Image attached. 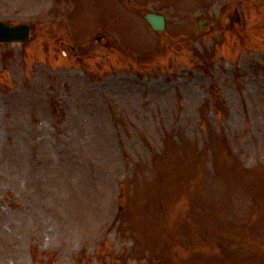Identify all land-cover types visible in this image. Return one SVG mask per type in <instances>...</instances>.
<instances>
[{
  "label": "rangeland",
  "instance_id": "374dc122",
  "mask_svg": "<svg viewBox=\"0 0 264 264\" xmlns=\"http://www.w3.org/2000/svg\"><path fill=\"white\" fill-rule=\"evenodd\" d=\"M0 19L35 29L0 44V264H264V0Z\"/></svg>",
  "mask_w": 264,
  "mask_h": 264
},
{
  "label": "water",
  "instance_id": "95a60500",
  "mask_svg": "<svg viewBox=\"0 0 264 264\" xmlns=\"http://www.w3.org/2000/svg\"><path fill=\"white\" fill-rule=\"evenodd\" d=\"M155 30L165 29V19L156 14L146 16ZM32 37V28L26 23L10 26L0 21V42H28Z\"/></svg>",
  "mask_w": 264,
  "mask_h": 264
}]
</instances>
